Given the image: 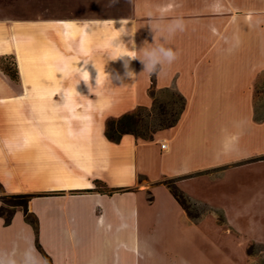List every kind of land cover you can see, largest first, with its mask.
I'll list each match as a JSON object with an SVG mask.
<instances>
[{
	"label": "crops",
	"instance_id": "crops-1",
	"mask_svg": "<svg viewBox=\"0 0 264 264\" xmlns=\"http://www.w3.org/2000/svg\"><path fill=\"white\" fill-rule=\"evenodd\" d=\"M131 1L125 16L34 20L27 29L40 26V32L24 51L0 50L13 56L19 74L15 81L0 69V186L35 194L28 210L38 228L35 234L19 208L9 223L0 215V254L19 262L28 250L34 264H130L121 253L136 254L130 194L264 151V118L253 119L255 82L264 71V0ZM177 17L185 30L168 44L179 49V58L154 75V83L184 96L180 118L151 140L128 133L108 140L105 115L113 101H132L129 110L152 101L151 76L139 59L130 62L134 78L126 76L127 58L114 60L113 43L128 51L131 42L137 50L158 45ZM81 66L90 73L87 84ZM138 176L145 177L143 184ZM97 181L128 190L78 192L94 189ZM35 200L52 202L39 207ZM69 201L78 204L73 211L90 234L45 238L44 230L62 221Z\"/></svg>",
	"mask_w": 264,
	"mask_h": 264
},
{
	"label": "rangeland",
	"instance_id": "rangeland-1",
	"mask_svg": "<svg viewBox=\"0 0 264 264\" xmlns=\"http://www.w3.org/2000/svg\"><path fill=\"white\" fill-rule=\"evenodd\" d=\"M131 2L119 0L109 6V0H0V50L14 47L24 51L28 39L36 40L40 32V26H37L39 31H28L27 26L34 20L125 16L130 12ZM23 53L24 59H32L31 53L29 56ZM14 62L10 54H0L1 67L13 69ZM22 68L24 74L25 68ZM161 90L155 91L157 99L177 115L183 103L176 90ZM131 102L113 101V106L106 111L105 121L134 111L136 107L128 109ZM254 108L257 115L264 114V71L258 74L255 82ZM158 131L153 132V138ZM145 180L140 176L142 184ZM176 184L194 203L192 212L198 213V217H188L162 184L130 194V203L135 206V225L131 230L134 231L136 254L121 252L130 264H264V151L233 163L194 171L186 181ZM98 186L104 189L101 183ZM9 194L0 186V206L5 210H11L7 204ZM51 202L35 200L33 204L42 207ZM63 205L67 206L61 213L62 221L46 228L44 237L58 240L81 230L90 234L91 228L81 226L79 213L73 211L78 204L69 201ZM37 229H34L35 234ZM251 245L252 254L249 255L246 249ZM36 249L48 257L38 240Z\"/></svg>",
	"mask_w": 264,
	"mask_h": 264
},
{
	"label": "trees",
	"instance_id": "trees-1",
	"mask_svg": "<svg viewBox=\"0 0 264 264\" xmlns=\"http://www.w3.org/2000/svg\"><path fill=\"white\" fill-rule=\"evenodd\" d=\"M0 69L8 75L12 80L18 81L19 74L14 62V68L10 69L7 66H0ZM164 90H169L170 88L165 87L161 88ZM157 90L154 83V75L151 76V84L148 89V94L151 97V105L144 106L138 105L134 111L123 113L118 118H108L105 121L104 134L108 140L111 141H119L121 136L125 133H130L134 135L136 138H141L144 140L153 139V132L171 127L175 125L180 118V115L185 106V98L178 91H175L179 98L182 100V108L177 115L170 112L166 108V104L162 101H159L155 95V91ZM161 90V91H162ZM264 118V114L257 115L256 109L253 110V119L255 121H261ZM138 180H140V176H138ZM98 181L95 184L94 189H82L80 191H91L97 190L99 192L112 194L118 190H128L123 187H107L104 186V189L99 188ZM159 183L163 184L174 197V199L180 204L182 209L186 212L188 217L197 218L198 213L192 212V207L194 203L191 201L189 196L179 188L176 184L175 178H168L160 181ZM35 196L32 193H10L8 195L9 200L7 204L11 206V210H5L2 206H0V215L4 217L6 223H9L12 219V216L16 210V208H20L23 212L24 219L30 223L33 228L37 229V218L33 212L28 210V201ZM6 212V214H4ZM224 221V220H222ZM252 246H248L246 249L247 254H252Z\"/></svg>",
	"mask_w": 264,
	"mask_h": 264
},
{
	"label": "clouds",
	"instance_id": "clouds-1",
	"mask_svg": "<svg viewBox=\"0 0 264 264\" xmlns=\"http://www.w3.org/2000/svg\"><path fill=\"white\" fill-rule=\"evenodd\" d=\"M119 0H109V6H114ZM185 30V22L182 18L177 17L172 20L166 28L167 36H162L163 41L158 45L152 43L153 47H142L139 50L136 49L135 43L131 42L132 51L121 48L120 43H113V54L115 59H124L123 67L125 75L134 78L136 75L134 70L130 67L131 60L139 59L143 71L148 73L150 76H158L163 71L164 67L171 66L179 58V49H174L168 44V38L174 36L177 32H183ZM146 42V41H145ZM137 51L142 53L143 58H139ZM83 65H88L83 63ZM79 75L81 80L86 84L90 80V73L86 67H79ZM107 76L110 78L109 74ZM35 257L31 251L25 250L21 260L18 262L17 258L13 254H0V264H34Z\"/></svg>",
	"mask_w": 264,
	"mask_h": 264
},
{
	"label": "built area",
	"instance_id": "built-area-1",
	"mask_svg": "<svg viewBox=\"0 0 264 264\" xmlns=\"http://www.w3.org/2000/svg\"><path fill=\"white\" fill-rule=\"evenodd\" d=\"M161 148H164L165 147V143H161Z\"/></svg>",
	"mask_w": 264,
	"mask_h": 264
},
{
	"label": "bare ground",
	"instance_id": "bare-ground-1",
	"mask_svg": "<svg viewBox=\"0 0 264 264\" xmlns=\"http://www.w3.org/2000/svg\"><path fill=\"white\" fill-rule=\"evenodd\" d=\"M21 65V68H22V64H20ZM22 70H23V68H22Z\"/></svg>",
	"mask_w": 264,
	"mask_h": 264
}]
</instances>
